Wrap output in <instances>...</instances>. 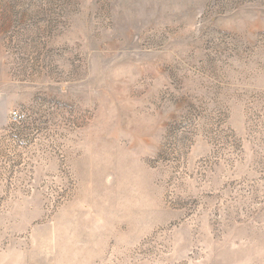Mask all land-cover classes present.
Here are the masks:
<instances>
[{"label": "rangeland", "instance_id": "1", "mask_svg": "<svg viewBox=\"0 0 264 264\" xmlns=\"http://www.w3.org/2000/svg\"><path fill=\"white\" fill-rule=\"evenodd\" d=\"M0 264H264V0H0Z\"/></svg>", "mask_w": 264, "mask_h": 264}]
</instances>
